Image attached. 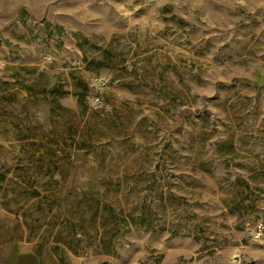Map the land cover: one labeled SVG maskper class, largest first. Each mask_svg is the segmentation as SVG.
Instances as JSON below:
<instances>
[{"label": "rangeland", "instance_id": "obj_1", "mask_svg": "<svg viewBox=\"0 0 264 264\" xmlns=\"http://www.w3.org/2000/svg\"><path fill=\"white\" fill-rule=\"evenodd\" d=\"M0 264H264V0H0Z\"/></svg>", "mask_w": 264, "mask_h": 264}]
</instances>
